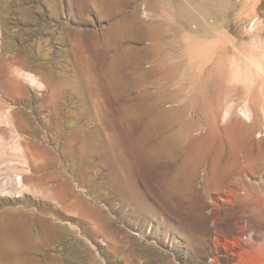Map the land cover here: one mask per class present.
<instances>
[{
  "label": "rangeland",
  "instance_id": "374dc122",
  "mask_svg": "<svg viewBox=\"0 0 264 264\" xmlns=\"http://www.w3.org/2000/svg\"><path fill=\"white\" fill-rule=\"evenodd\" d=\"M148 1L131 0L127 12ZM168 1L172 17L167 0H153L150 15L164 31L162 55L139 66L168 75L136 93H177L163 107L189 103L193 129L167 133H178L186 155L192 145L200 152L187 172L184 153L166 163L138 154L98 92L89 60L111 22L97 9L0 0V216L29 217L30 237L16 232L9 242L22 264H264V0ZM6 45L18 55L27 48L36 70L9 64ZM203 93H216V126L202 123ZM45 173L55 176L50 188L39 187Z\"/></svg>",
  "mask_w": 264,
  "mask_h": 264
},
{
  "label": "bare ground",
  "instance_id": "6f19581e",
  "mask_svg": "<svg viewBox=\"0 0 264 264\" xmlns=\"http://www.w3.org/2000/svg\"><path fill=\"white\" fill-rule=\"evenodd\" d=\"M152 1L149 0L143 8L135 6L133 11L127 12V7H129L131 0H82L85 8L97 9L101 19L111 22L110 26L101 33L102 40H99L98 48L91 52L93 60H89L90 71L92 73L96 71L98 78V92L103 94L106 101L112 107H115L118 113L115 119L122 120L124 123L126 135L132 140L135 151L144 159L166 163L170 159L183 157V153L185 152L183 143L177 137L178 133L175 132L173 135H167V133L175 131L176 128H184V132H188L193 129L194 125L191 120L187 119L185 113L189 103L182 102L183 104L180 106L178 104V106L163 107V102L168 99H176L178 97L177 93H158L157 95L148 93L147 91V93H136L140 87L150 83L151 79L157 75H163L162 77L164 78L168 75L167 70L162 65L156 69L154 67L152 69L149 67V69H139L142 62L156 56H161L164 49V44L162 45V43L158 42V40L162 41L161 38L164 33L162 25L156 26L150 22ZM163 9L165 10V7ZM159 12L161 13V11ZM144 40H157V44L142 47L141 49L132 45L134 42H142ZM100 42H103L102 46L106 50L102 51L100 49ZM4 48L5 54H10L7 58L9 64L17 65L20 69L29 72L36 70L29 61L30 55L27 48L24 49L22 55L16 54L14 48L10 45H6ZM173 71H175V67H172L168 73L173 74ZM25 75L26 77L28 76L27 78L31 76L29 74ZM142 90L145 92L144 88ZM142 90L140 89V91ZM214 94L216 93H203V97H201L202 123L209 124L212 122L213 126L217 123L220 108L217 105L218 99L215 98ZM61 95L62 93L59 92V89H56L55 93L50 96L48 104L53 102L56 108ZM229 115L230 109L227 108L223 119L227 120ZM243 115L249 118V113L245 112ZM204 137V139L208 140L212 138L210 134ZM181 138H184V135ZM193 146L188 148L187 155L184 153L186 158L184 156L183 159L185 160H183L184 162L182 161L181 169L186 172L192 165L194 166L193 159L196 158L194 156L200 154ZM205 153L208 154V150ZM38 170L40 172L46 171L44 168ZM114 174L111 173V185L119 189L123 183L121 182L122 184H120L119 181L121 180L117 179L118 176ZM29 181L31 180H26L23 177L17 183L21 187H26ZM54 181L55 176L53 174L45 173V175L39 178V187H49L50 182ZM52 186H54L51 190L55 198L61 203H69L70 193L68 194V191H60L59 189L62 187L60 185ZM14 213L16 212H6L0 216V264L23 263L22 254L11 251L9 249V242L13 238L12 234L16 232L26 240L30 237L27 223L29 217H26V221L22 219L23 224H21L22 216H17L18 219L15 221L16 215Z\"/></svg>",
  "mask_w": 264,
  "mask_h": 264
},
{
  "label": "crops",
  "instance_id": "0c3cea01",
  "mask_svg": "<svg viewBox=\"0 0 264 264\" xmlns=\"http://www.w3.org/2000/svg\"><path fill=\"white\" fill-rule=\"evenodd\" d=\"M179 16V14H177ZM172 17L171 11L169 9V1L167 0V19ZM174 30L171 28V25L169 22H167V34L173 32ZM156 82H159V80H156Z\"/></svg>",
  "mask_w": 264,
  "mask_h": 264
}]
</instances>
